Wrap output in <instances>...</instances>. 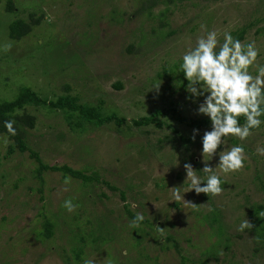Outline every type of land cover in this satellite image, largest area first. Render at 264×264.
<instances>
[{
    "label": "rangeland",
    "instance_id": "obj_1",
    "mask_svg": "<svg viewBox=\"0 0 264 264\" xmlns=\"http://www.w3.org/2000/svg\"><path fill=\"white\" fill-rule=\"evenodd\" d=\"M2 1L0 100L15 97L21 85L52 98L63 93L66 83L70 89L64 93L100 104L103 113L124 116L129 125L77 127L69 124L63 110L26 107L36 120L27 128L29 147L46 165L95 172L98 181L89 186L51 170L42 172L41 182L36 176L39 161L28 150L8 152L13 140L0 133V264H153V258L155 264H180L174 246L166 243L168 234L191 260L187 258L188 264H264L263 243L251 229L238 231L245 218L253 221L251 205H264V155L256 151L264 148V123L244 141L224 138L222 147L242 145L248 157L243 169L228 174L215 168L223 148L211 159L202 156L201 140L211 130L210 121L196 128L168 114L156 118L160 126L131 124L168 106L187 118L208 119L196 114L203 97L194 100L187 93V81L175 65L204 34L201 25L216 30L221 44L224 32L234 37L244 28L240 41H254L256 64L264 65V0H185L171 5L162 18L160 4L150 17L137 13L142 0H15L20 17L30 19L28 7L35 8L36 16L42 11L40 23L17 41L7 36L6 25L14 14L4 11ZM161 20L166 25L160 27ZM6 44L11 45L8 51ZM256 64L249 68L254 76ZM193 129H199L195 141L190 139ZM203 159L220 176L222 194L185 193L195 208L171 201L169 188L179 187L183 194L190 187L184 163H191L202 180L208 175L202 171ZM68 199L78 205L73 212L63 207ZM124 205L149 223L130 227L133 219ZM214 209L227 229V246L216 244V230L205 218ZM46 218L55 224L49 238L40 235ZM101 221L108 223L112 239L94 240ZM163 241L170 248H162ZM214 248L217 254H208Z\"/></svg>",
    "mask_w": 264,
    "mask_h": 264
},
{
    "label": "clouds",
    "instance_id": "obj_2",
    "mask_svg": "<svg viewBox=\"0 0 264 264\" xmlns=\"http://www.w3.org/2000/svg\"><path fill=\"white\" fill-rule=\"evenodd\" d=\"M204 34L196 39L194 47L189 48L181 57L180 71L187 81L186 91L195 100L203 97L196 109L197 115L206 116L211 124L210 131H204L202 136V156L210 159L219 151V162L215 168H219L223 174L238 172L244 168V162L248 158L242 145L231 148L222 147L225 137H236L241 141L252 135L253 129H258L264 121L260 117L264 115V65L256 64L259 50L254 41L242 43L235 39L230 32L223 33V43L218 40L216 30L207 31L201 25ZM11 45L6 44L4 51L10 50ZM256 64L257 74L254 76L249 68ZM158 88V86H157ZM243 116L245 123L241 125L239 118ZM14 121H5V128L10 135H15ZM199 129H193L190 139L195 141ZM5 142H7L5 138ZM258 155H264V148H257ZM204 160L202 171L208 174L203 180L196 174L191 163H184L183 168L186 178L190 181V187L181 194L179 187L171 190V201H183L186 206L195 208L197 205L184 199V194L190 191L196 195L201 193L206 196H219L225 190L221 186L220 176L215 168ZM176 165H179L177 159ZM71 178L65 179V184L70 183ZM203 184V186H201ZM67 191V188L64 189ZM63 207L73 212L78 207L70 199L65 200ZM264 215V213H262ZM144 216L137 213L130 221L129 226L139 227ZM253 224L244 219L238 231L252 229ZM160 232L164 228H159ZM85 264H94L93 260H86Z\"/></svg>",
    "mask_w": 264,
    "mask_h": 264
},
{
    "label": "trees",
    "instance_id": "obj_3",
    "mask_svg": "<svg viewBox=\"0 0 264 264\" xmlns=\"http://www.w3.org/2000/svg\"><path fill=\"white\" fill-rule=\"evenodd\" d=\"M185 0H142L140 3V6L138 7V10H136L137 13L143 14L146 12L148 14L147 16L150 17L152 8L158 4L164 5V7L160 10L159 16L162 18V16L165 15V12H167L168 8L171 5H176L179 2H183ZM204 1H221V0H204ZM2 5H4V11L6 13L14 14V16L8 21L7 26V36L9 39H12L13 41L20 40L22 37L28 35L31 33L32 28L37 26V24L40 23L42 19L41 9H39L40 14L36 16V11H33L35 8L32 6V8H27V13L29 15L30 19H26L24 17H20L19 9L15 3V0H5L2 1ZM15 10V13H14ZM29 11H31L29 13ZM22 12H25V9L22 10ZM160 27L163 25H166L163 23V20L159 23ZM244 31L245 29H241L237 32H234L235 39L241 40L244 37ZM151 32H156L155 28H151ZM162 34L160 33V36ZM132 45H129L127 47L128 51H131ZM182 62L176 63L175 67L178 69V73L180 74V77H184L183 73L180 71V64ZM175 75L171 74V78H174ZM121 84L117 83L116 87H120ZM70 86L66 83L62 84V90L63 93L56 95L52 98H49L43 94H40L38 91L31 88V86L27 85H21L18 89L17 95L13 97L12 99H2L0 100V133L5 134L9 139L13 140L12 145L8 148V152H13L15 150H18L19 152H23L25 150L29 151V155L37 161H39V166L36 168V176L40 179L42 182V172L45 170H51V171H61L64 176H71L74 179H78L81 181V183L85 186H89L93 180L98 181L97 174L90 173L86 174L81 169H74L70 167L67 164H61V165H46L44 164L40 158L38 157V154L34 152L29 145L27 144V141L25 139V136L27 134V128H33L34 124L36 122L35 116L32 114H28L25 112L27 106H43L48 108L49 110L59 109L63 110L65 112L66 118L70 125L74 126H82L83 123L92 124L94 126H101L106 123H114L117 127L122 125H129L127 123L128 121L124 116H119L115 112L110 113H103L100 108V104L98 105H89L87 103L79 102V97L76 94H70V93H64L66 90L69 91ZM262 108H264V105H262ZM172 117L173 120L185 124L187 126L191 127H202L206 126L209 123V119L202 118V119H192L187 118L184 115H182V112L179 109H176L174 106H168L167 108H156L153 113L147 116H142L137 119H133L132 123L133 125L140 126V125H147L150 123H155L157 126L161 125V121L156 119L159 115H168ZM74 118L76 120H74ZM261 118L264 120V115L261 116ZM5 121H14L13 127L16 131L15 135H10L7 132V129L5 128ZM127 123V124H126ZM239 123L243 125L245 123V118L241 116L239 118ZM254 130V129H253ZM105 184L114 189V186L110 185L106 181H104ZM253 208V212L250 213V215L253 217V221L251 222L253 224V228L251 229L252 232L255 233L256 238L263 243L262 247H264V205L257 204V205H251ZM128 217L134 219L136 214L129 208V205H124ZM260 212V214H259ZM45 217V215L43 214ZM210 226L216 230L217 235V243L218 245L224 244L227 246L228 244V234L227 229L221 219L220 211L218 209L212 210L209 214L205 217ZM98 225V230H96L97 235L95 236L94 240L101 239V241L112 239L113 235H109V225L108 223H102ZM140 223H149L148 220L143 219ZM151 225V224H150ZM54 222L52 219L46 218L44 222L42 223V232H40V235L44 238H49L53 234L54 230ZM105 232V233H104ZM93 233L90 232V235ZM106 234H108V237H106ZM166 243L171 242V246H174L176 253L179 255L180 258V264H188L187 258L182 252L179 247V245L174 241V238L168 234L165 237ZM162 248H170L169 245H165V242L163 241L161 244ZM217 248H214V253L211 251L208 254H217L215 253ZM78 256V255H76ZM149 259H152L149 257ZM189 259V258H188ZM153 264L154 262V258ZM189 262L191 260L189 259Z\"/></svg>",
    "mask_w": 264,
    "mask_h": 264
}]
</instances>
